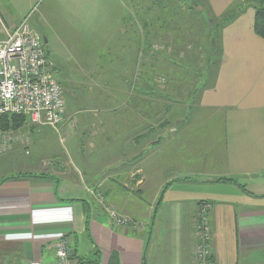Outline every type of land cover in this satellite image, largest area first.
I'll return each instance as SVG.
<instances>
[{
    "label": "crops",
    "instance_id": "crops-1",
    "mask_svg": "<svg viewBox=\"0 0 264 264\" xmlns=\"http://www.w3.org/2000/svg\"><path fill=\"white\" fill-rule=\"evenodd\" d=\"M37 2L0 0V39L30 21L24 15ZM52 3L71 7L70 0ZM206 3L201 10L216 18L209 29H215L212 43L219 40L220 56L209 63L200 103L194 107L193 90L187 91L181 124L154 149L145 145L133 156L145 160L142 167L115 170L106 182L94 178V188L79 170L66 173L60 166L43 176L36 169L3 175L0 264H56L54 242L63 236L83 264H110L114 256L117 264H195L194 219L201 201L213 204L212 263L264 264V38L254 31L255 8L243 0ZM232 12L238 15L224 25L219 17ZM117 124L108 120V127ZM109 207L132 223L116 225Z\"/></svg>",
    "mask_w": 264,
    "mask_h": 264
},
{
    "label": "rangeland",
    "instance_id": "rangeland-1",
    "mask_svg": "<svg viewBox=\"0 0 264 264\" xmlns=\"http://www.w3.org/2000/svg\"><path fill=\"white\" fill-rule=\"evenodd\" d=\"M70 1L71 7L61 8L52 0H38L24 15L44 43L47 39L50 67L66 102L64 122L36 126L28 119L18 128L0 125L16 136L0 153V178L34 169L43 176L48 168L60 166L66 173L79 170V177L94 188V178L106 182L115 178L111 174L115 170L135 172L145 161L133 158L139 149L145 145L154 149L160 137L170 136V129L181 124L187 91L197 94L194 107L200 103L209 63L220 56L219 38L212 43L215 29H209L216 18L201 10L207 0ZM243 5L256 12L264 8V0H243ZM191 21L197 24L190 25ZM178 37L182 43H175ZM200 79L199 88L193 87ZM108 120L117 121V127H108ZM74 194L80 196L78 191ZM161 198L162 193L157 205ZM87 199L92 204L93 199ZM203 203L208 205L213 238L210 201L199 203L194 230ZM114 211L132 223L109 207L110 213ZM36 262L40 261L32 264Z\"/></svg>",
    "mask_w": 264,
    "mask_h": 264
},
{
    "label": "built area",
    "instance_id": "built-area-1",
    "mask_svg": "<svg viewBox=\"0 0 264 264\" xmlns=\"http://www.w3.org/2000/svg\"><path fill=\"white\" fill-rule=\"evenodd\" d=\"M44 44L43 37L27 20L0 39V120L6 114H17L26 116L36 126L56 127L64 122L66 102L63 89L49 68L50 60ZM14 141L15 133L0 127V153L10 148ZM203 206L195 230V264H213L212 233L206 216L208 205L203 203ZM110 214L116 225L127 223V219L115 211ZM54 246L56 264L79 263L68 237L57 239Z\"/></svg>",
    "mask_w": 264,
    "mask_h": 264
},
{
    "label": "trees",
    "instance_id": "trees-1",
    "mask_svg": "<svg viewBox=\"0 0 264 264\" xmlns=\"http://www.w3.org/2000/svg\"><path fill=\"white\" fill-rule=\"evenodd\" d=\"M191 5H194L193 2ZM240 10H242V9H240ZM237 15H238L237 12L236 13L232 12V13L228 14L226 19L223 21V24L224 25L228 24ZM254 31L258 36L264 38V8L258 7V9L256 10L255 21H254ZM216 34L218 36V34H220L219 31H217ZM215 38H217V37H215ZM47 56H48V54H47ZM49 68L52 72L53 68H51L50 66H49ZM191 95L194 96L193 97L194 99H196V97H197L196 92L193 91ZM186 98H187V96H186ZM190 118H191V111L188 113L186 120H188ZM27 121H28V118L24 115L6 114L3 117H1L0 125L5 127V128H18V127H21L22 125H24ZM218 181L237 183V180L235 178H219ZM127 223H128V221H127ZM113 258H114L113 259L114 261H112L110 264H117V262L115 263V259H116L115 256ZM83 263L84 262L81 260L78 264H83Z\"/></svg>",
    "mask_w": 264,
    "mask_h": 264
},
{
    "label": "water",
    "instance_id": "water-1",
    "mask_svg": "<svg viewBox=\"0 0 264 264\" xmlns=\"http://www.w3.org/2000/svg\"><path fill=\"white\" fill-rule=\"evenodd\" d=\"M47 42V39H45V43Z\"/></svg>",
    "mask_w": 264,
    "mask_h": 264
}]
</instances>
